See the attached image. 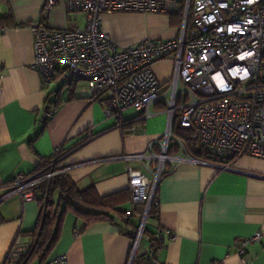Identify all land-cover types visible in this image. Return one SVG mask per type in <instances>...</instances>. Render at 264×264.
Returning a JSON list of instances; mask_svg holds the SVG:
<instances>
[{"label":"crops","instance_id":"0c3cea01","mask_svg":"<svg viewBox=\"0 0 264 264\" xmlns=\"http://www.w3.org/2000/svg\"><path fill=\"white\" fill-rule=\"evenodd\" d=\"M43 3L0 0V264L16 237L23 248L31 247L42 210L37 200L23 202L11 195L12 181L35 174L57 155L55 169L78 190L93 188L100 198L113 196L114 210L121 214L111 212L110 220L88 224L68 210L43 261L64 254L68 264H132L135 252L137 264H264V160L249 156L235 159L226 171L166 164L155 194L156 218L147 217L144 225L161 247L152 252L150 236L143 230L132 253L142 216L132 212L126 168L143 165L123 156L143 153L152 141L162 140L166 103L152 105L148 116L129 109L117 120L105 116L102 98H92L84 82L58 77L44 87L31 69V24L38 21L52 30H66L71 21L83 27L84 15L67 14L59 0L44 19ZM180 25L177 16L117 13L103 16L102 31L125 48L146 40L176 39ZM171 60L153 66L162 94L173 76ZM52 106V116L45 118L44 109ZM88 133L93 139L82 143ZM58 197L56 192L54 204ZM129 211L133 215L126 218ZM258 231L263 233L261 241L247 244L243 256L238 255L240 245ZM140 239L145 240L141 252ZM29 264H41V259L33 257Z\"/></svg>","mask_w":264,"mask_h":264},{"label":"built area","instance_id":"2783aa9c","mask_svg":"<svg viewBox=\"0 0 264 264\" xmlns=\"http://www.w3.org/2000/svg\"><path fill=\"white\" fill-rule=\"evenodd\" d=\"M58 2L44 0L41 17L47 18ZM62 2L67 14L84 15V26L71 21L66 30H52L38 21L31 24V69L38 72L44 87L58 77L84 82L92 98H102L105 116L117 120L129 109L148 116L152 105L166 103L167 128L162 140L152 141L143 153L123 156L143 165L142 169L126 168L130 201L133 206L144 207L142 218L157 207L155 194L167 173L166 164L226 171L241 156L264 160V0ZM117 13L177 16L181 22L179 36L119 47L102 31L103 16ZM170 57L174 72L167 92L162 94L153 66ZM1 71L0 66V78ZM52 114L49 107L44 109L45 118ZM175 116L180 129L189 133V140L205 153L207 161L190 157L182 142L173 137ZM93 137L88 133L86 141ZM174 146L179 152L169 154ZM57 161L58 155L45 175L16 176L11 195L23 202L36 201V185L60 173L55 169ZM132 215L131 211L125 213L126 218ZM143 230L137 231L132 253ZM262 235L261 231L253 234L237 254L243 256L246 245L259 243ZM20 241V236L16 237L4 264H18L27 255L30 247L23 248ZM41 264H68V259L63 254Z\"/></svg>","mask_w":264,"mask_h":264},{"label":"trees","instance_id":"16d2710c","mask_svg":"<svg viewBox=\"0 0 264 264\" xmlns=\"http://www.w3.org/2000/svg\"><path fill=\"white\" fill-rule=\"evenodd\" d=\"M49 108L53 110L54 106ZM172 135L175 139L182 142L190 157L207 161L208 158L205 153L197 149L195 143L189 140V133L180 129L177 116L174 118ZM85 142L86 140L84 139L82 143ZM178 152V147L174 146L169 151V154H176ZM51 161L40 165L34 173L41 172V175H45L50 172L51 167L49 166ZM35 189L38 193L37 201H39L42 208L38 221V228L34 233L35 239L29 252L20 259L18 264H29L33 257H39L42 263L43 258L58 239L63 216L68 210L74 213L78 218L85 220L88 224L110 220L111 212L121 214L114 210L116 199H114L113 196L100 198L93 188L82 191L78 190L64 173H59L51 179L41 180L36 185ZM56 192H58L59 197L57 204H54L53 197ZM132 208V212L135 216L140 217L143 215V206H133ZM155 218L156 210L152 207L148 215V220H153ZM143 235L150 236L147 227ZM149 238L151 240L152 252L157 251L161 247L160 244L154 237L150 236ZM137 260L138 257L135 256L132 264H137ZM147 262V260H144L143 264Z\"/></svg>","mask_w":264,"mask_h":264},{"label":"rangeland","instance_id":"374dc122","mask_svg":"<svg viewBox=\"0 0 264 264\" xmlns=\"http://www.w3.org/2000/svg\"><path fill=\"white\" fill-rule=\"evenodd\" d=\"M79 14V13H78ZM134 15H149V14H134ZM154 15H156V14H154ZM163 16H165V17H169L168 15L166 16V15H163ZM83 24H81V26H82ZM139 223H140V221H138L137 222V226H139ZM138 228V227H137ZM144 239H140V242H139V245H138V249L140 250V252H141V249H142V246H143V244H144Z\"/></svg>","mask_w":264,"mask_h":264},{"label":"water","instance_id":"95a60500","mask_svg":"<svg viewBox=\"0 0 264 264\" xmlns=\"http://www.w3.org/2000/svg\"><path fill=\"white\" fill-rule=\"evenodd\" d=\"M146 220H147V215H145L143 218H142V223L139 225V230L143 227L144 228V225H145V223H146ZM134 255H135V252L133 253V255H132V257H131V262H132V260H133V258H134Z\"/></svg>","mask_w":264,"mask_h":264}]
</instances>
